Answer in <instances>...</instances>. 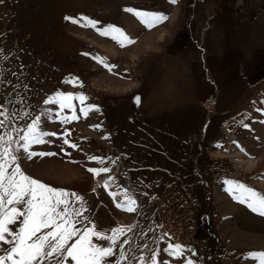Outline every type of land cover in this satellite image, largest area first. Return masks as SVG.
I'll list each match as a JSON object with an SVG mask.
<instances>
[{"label":"rangeland","instance_id":"rangeland-1","mask_svg":"<svg viewBox=\"0 0 264 264\" xmlns=\"http://www.w3.org/2000/svg\"><path fill=\"white\" fill-rule=\"evenodd\" d=\"M168 4L170 0H0V136L7 140L11 135L23 144L19 137L37 117L39 132L55 133L29 148L55 155L28 159L20 148L14 153L16 163L32 179L82 198H67L81 233L93 226L105 236L125 229L107 264H152L154 253L163 264H259L247 254L264 252V216L234 199L226 182L264 195V185L259 184L264 181V0H177L172 4L180 6L179 22L170 26L164 20L151 29L124 10L166 16ZM81 17L98 23L95 28L82 26L86 21ZM108 26L121 29L135 43L121 47L112 35H101L98 30ZM183 49L192 59L200 58L209 75L216 60L215 67L222 69L218 76H228L223 97L229 104L225 101L224 113L212 119L214 132L192 134L209 144L201 157L199 150H186L193 155L186 178L177 173V165L166 162L153 165V174L138 175L147 166L124 157L146 150L126 148V143L183 136L163 132L175 127L173 112L170 118L168 110L164 116L162 110L143 116L130 103L135 98L130 92L139 82L138 64ZM80 96L86 99L81 102ZM61 103L71 107L62 108ZM235 147L255 161L252 169H240V158L229 153ZM156 152L160 157L164 150ZM193 163L200 164L198 176L192 172ZM104 168L110 171H88ZM125 192L136 201L135 211L125 210ZM10 227L18 230L19 221ZM179 230L182 235L177 237ZM48 231L52 229L37 235ZM92 242L110 244L95 236ZM175 245H181L179 256L169 255ZM0 255L5 252L0 250Z\"/></svg>","mask_w":264,"mask_h":264},{"label":"snow or ice","instance_id":"snow-or-ice-1","mask_svg":"<svg viewBox=\"0 0 264 264\" xmlns=\"http://www.w3.org/2000/svg\"><path fill=\"white\" fill-rule=\"evenodd\" d=\"M171 3H176L177 0H170ZM127 12L133 13L141 23L149 29L155 27L167 19V16L162 13L141 12L132 8L124 9ZM66 19H71L66 17ZM81 20L86 21L82 26L96 27L97 21L81 17ZM73 23H78L77 20H72ZM100 31L101 35H112L121 47L126 44L135 43L121 29L115 26ZM103 63V61H100ZM107 67V65H105ZM58 98L61 94H57ZM71 96H64L63 100H69ZM81 102L86 99L80 96ZM137 103L139 97L136 98ZM52 102L51 100L46 103ZM71 107L61 103V107ZM2 114V113H0ZM87 115V111H85ZM65 123L69 118H62ZM71 119H76L75 115ZM3 121H0V127H3ZM39 117L28 125L27 131L19 137L23 144L19 141H14L11 135H8L7 140L4 136H0V250L5 252V255H0V264L10 262V264H51L55 259L56 264H107L108 257L114 255L113 246L116 244L117 238L123 234L125 229L117 228L112 230V236H105L102 233L95 231V226L86 229L83 233L80 232L72 220V213L69 211L70 205L68 197L74 196L77 200L82 198L76 193H68L62 189H54L42 182L32 179L25 175L20 169L17 161V156L14 154L20 148L27 154V158L31 159L35 155H55L54 153H34L30 152L29 148L33 144L44 143L43 137L46 135H55V133H42L38 131ZM18 146L13 149L12 145ZM65 143H68L65 140ZM76 147V145H71ZM92 159H97L93 157ZM12 165V171L8 169ZM89 172L99 174V171L108 172L104 169H88ZM230 187L227 189L233 193V198L240 203H245L251 211L264 216V195L258 193L252 188L238 182L227 181ZM235 190V191H234ZM235 193H238L235 194ZM128 206L125 210L135 211L134 205L136 201L128 197L127 192L124 193ZM64 205L62 210L60 206ZM20 206V207H18ZM83 207V204H81ZM117 207H121L120 204ZM79 216V211L75 212ZM22 218V219H21ZM18 230L10 227L17 225ZM51 228L52 231L41 233L42 229ZM130 230V229H129ZM95 236L101 240L110 241L108 247H100L92 242V237ZM76 238L74 242L73 238ZM4 245H10L4 248ZM172 247V246H170ZM174 251H170L169 255L179 256L181 253V245H175ZM249 257L257 259L259 264H264V252L248 253ZM124 253L121 252V259H124ZM120 264V261H117ZM143 264V261H141ZM152 264H163L158 262L156 254L152 256ZM188 264H192L188 261Z\"/></svg>","mask_w":264,"mask_h":264},{"label":"crops","instance_id":"crops-1","mask_svg":"<svg viewBox=\"0 0 264 264\" xmlns=\"http://www.w3.org/2000/svg\"><path fill=\"white\" fill-rule=\"evenodd\" d=\"M171 7L176 10L174 16H172ZM179 11V5L176 6L172 3L167 5L166 20L170 26L175 24V22L176 24L179 22ZM213 57L211 58L213 59ZM196 61L199 63H196ZM201 61L200 58L197 60L192 59L191 56L188 55L187 50L183 49L172 57H161L155 62L151 60L139 62V82L136 88L130 92L132 95L131 97L135 96L134 99H129L130 103H133L138 111L143 113V116L153 115L154 112L158 110H162L161 116L167 113L166 110L170 111V114L167 115L169 118L174 117L173 114H176L177 121L174 124L175 127L173 129H164L163 132L171 133L175 136H181L179 134H183V136L178 140L173 138L167 141H135L133 143H126V148L133 150L141 148L142 150H146V152L142 154L133 153V156L126 154V157H124L127 160L132 158L136 166H147L145 169L137 167L140 169L137 171L138 175L142 173L145 175H149L150 173L153 174V165L166 162L168 165L170 164L174 167L177 165V173L180 171L183 177L186 178V174L189 173V166L192 165L189 163V159L193 158L192 153H187L186 150H199L197 155L201 157L202 149L208 147L209 142L200 140L203 136H200L199 140H197V136H192V134H207L214 132L212 130L213 126L211 125V121L225 111V101H227V99L225 100L223 97V85L224 78H228V76H218V74L222 72V69L215 67L216 60H212V71L211 75H209V69L203 67L204 64L200 63ZM201 64H203V66ZM196 65H199L200 68L195 67ZM201 72H203V77H200ZM137 97H139L138 103L136 100ZM227 102L229 104V101ZM227 108H229V105H227ZM202 116H204V120H197ZM170 122L169 119V125ZM215 132H217V130ZM184 134H186V136H184ZM157 149L164 150L163 155L160 154V157H157ZM177 149H183L185 151L176 152L175 150ZM141 155L143 156L141 157ZM157 159H159L158 162ZM193 164H195L196 169L194 171L192 170V172L197 176L200 175V164ZM167 178L170 180L169 175H167ZM171 179L174 181L176 175L172 174Z\"/></svg>","mask_w":264,"mask_h":264},{"label":"bare ground","instance_id":"bare-ground-1","mask_svg":"<svg viewBox=\"0 0 264 264\" xmlns=\"http://www.w3.org/2000/svg\"><path fill=\"white\" fill-rule=\"evenodd\" d=\"M171 13L173 14L172 16H174V14H175V8H172L171 7ZM135 85V82H133V83H131V85L130 86H134ZM232 150V149H231ZM230 153V155H232V157L234 156V157H238V158H240L239 159V162H238V164H239V166H240V169H242V171H243V169L244 170H249V169H252L253 168V166H255L254 165V162L253 161H251L249 158H247V157H245L244 156V154L240 151V150H238V149H236V147H235V149H233L231 152H229ZM237 158V159H238ZM237 164V165H238ZM260 184V186H262V185H264V181H262V182H260L259 183Z\"/></svg>","mask_w":264,"mask_h":264},{"label":"built area","instance_id":"built-area-1","mask_svg":"<svg viewBox=\"0 0 264 264\" xmlns=\"http://www.w3.org/2000/svg\"><path fill=\"white\" fill-rule=\"evenodd\" d=\"M180 232L179 233H177V237H180L182 234V230H179Z\"/></svg>","mask_w":264,"mask_h":264}]
</instances>
